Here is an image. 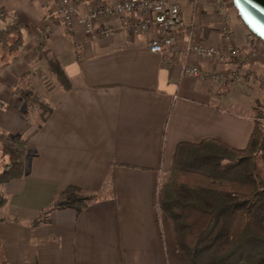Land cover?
I'll return each instance as SVG.
<instances>
[{
  "label": "crops",
  "instance_id": "0c3cea01",
  "mask_svg": "<svg viewBox=\"0 0 264 264\" xmlns=\"http://www.w3.org/2000/svg\"><path fill=\"white\" fill-rule=\"evenodd\" d=\"M96 2L79 0L78 15ZM176 2L184 21L177 32L182 51L160 54L150 50L152 33H128L116 17L97 25L113 24L114 34L96 37L80 23L64 24L57 0H0V10L9 13L0 29L13 18L24 24L21 49L0 64V133L25 136L41 124L23 150L24 176L0 184L8 198L0 210L5 264H191L173 221L159 206L160 183L182 142L214 139L247 147L255 129L252 101L264 97L258 85L264 61L243 65L242 80L234 86L186 75L188 63L204 71L232 68L230 62L184 52L189 42L222 45L224 14L230 17L232 43L244 54L252 46L231 0ZM50 22L51 31L42 37ZM48 57L59 61L71 88L59 85L49 93L53 111L44 122L36 113L35 125L29 112L39 108L32 93L24 96L34 92L25 80L43 72L40 64L48 68ZM69 186L94 200L79 215L73 208L54 209L33 224Z\"/></svg>",
  "mask_w": 264,
  "mask_h": 264
},
{
  "label": "trees",
  "instance_id": "16d2710c",
  "mask_svg": "<svg viewBox=\"0 0 264 264\" xmlns=\"http://www.w3.org/2000/svg\"><path fill=\"white\" fill-rule=\"evenodd\" d=\"M231 5L238 12L234 0ZM8 17L0 10V20ZM23 27L13 18L0 29V61L21 49ZM48 67L64 90L71 88L57 59L48 57ZM29 94H24L26 99ZM32 96L33 103H40ZM40 108L44 122L53 107L41 102ZM254 118L255 129L244 149L214 139L180 143L170 172L160 183L159 206L173 221L179 248L191 264H264V97L256 100ZM40 127L25 136L0 133L4 155L0 184L24 176L23 150ZM94 198L69 186L33 224L54 209L73 208L79 215ZM7 205L8 198L0 191V210Z\"/></svg>",
  "mask_w": 264,
  "mask_h": 264
},
{
  "label": "built area",
  "instance_id": "2783aa9c",
  "mask_svg": "<svg viewBox=\"0 0 264 264\" xmlns=\"http://www.w3.org/2000/svg\"><path fill=\"white\" fill-rule=\"evenodd\" d=\"M78 1L57 0L56 12L64 24L73 26L75 23H80L86 33L108 38L114 34L115 26L109 24L98 27L97 25L107 17H116L120 19L121 26L128 33H152L150 43L152 52L164 54L173 49L177 54L182 51L177 46V32L184 26V21L176 0H119L112 4L97 0L96 4L82 16L78 15ZM229 18V15H223L225 41L222 45L189 42L184 52L199 59L215 60L220 63L235 60V66L225 73L217 70L204 71L201 66L188 63L183 68L186 75L195 78L205 77L228 86H234L242 80L240 65L252 62L257 52L253 51L250 56H246L232 43L233 35L228 26ZM52 26L53 23H47L41 30V36L45 37Z\"/></svg>",
  "mask_w": 264,
  "mask_h": 264
},
{
  "label": "rangeland",
  "instance_id": "374dc122",
  "mask_svg": "<svg viewBox=\"0 0 264 264\" xmlns=\"http://www.w3.org/2000/svg\"><path fill=\"white\" fill-rule=\"evenodd\" d=\"M235 16V15H234ZM237 18V17H236ZM242 21V20H241ZM248 43L250 44V46H252L250 52L248 54H244L242 51V53L244 55H249L250 56V53L253 52V51H256L257 52V56L255 59L251 60L252 62H249V63H254L255 61L257 60H262L264 61V42H261L258 38H256L250 31L248 32ZM236 46V45H235ZM240 49V48H239ZM241 50V49H240ZM40 50L38 49L37 53H39ZM1 56V55H0ZM207 60V59H206ZM211 61H215V60H211ZM3 61H0V64H2ZM218 62V61H217ZM230 63L233 64L232 67L235 66V63L236 61L235 60H231L229 61ZM220 63V62H219ZM248 64V63H246ZM246 64H242L240 65V70L241 68L243 67V65H246ZM40 66L42 67V73L40 75H36V76H29L28 79H26L25 81L28 82L30 85H33L34 87V92H31L32 95H38L40 98L44 99L46 98V103L47 105L49 106H52L54 105V100L52 99V96L51 94L49 95V93L51 92H57V88L59 87V83L56 79V76L54 74H52V72H49V67L47 68V66L44 68L42 64H40ZM231 68H229L228 70H224L222 72H225V73H228L230 71ZM54 75V76H53ZM241 75H242V72H241ZM238 84V83H237ZM260 87L261 86H264V77L261 79V82L258 84ZM257 89L256 91H250V94L253 96V93L256 95L257 94ZM249 94V95H250ZM250 95V96H251ZM54 96V95H53ZM255 97V96H253ZM262 100V99H261ZM38 101H40L38 99ZM243 101L245 103H248L249 102V96L245 95ZM42 101H40L41 103ZM253 105L255 106L256 104V101L253 100ZM40 103H35L37 105H35L36 108H39V111L37 110V112H29V116H31V121L36 125V113H38L39 115H42L43 112L41 111V108H40ZM43 103V102H42ZM1 143V142H0ZM1 145V144H0ZM2 146V145H1ZM2 149V148H1ZM3 168V160L2 158H0V170H2ZM1 257H0V261H1Z\"/></svg>",
  "mask_w": 264,
  "mask_h": 264
},
{
  "label": "water",
  "instance_id": "95a60500",
  "mask_svg": "<svg viewBox=\"0 0 264 264\" xmlns=\"http://www.w3.org/2000/svg\"><path fill=\"white\" fill-rule=\"evenodd\" d=\"M242 21L264 41V0H234Z\"/></svg>",
  "mask_w": 264,
  "mask_h": 264
}]
</instances>
